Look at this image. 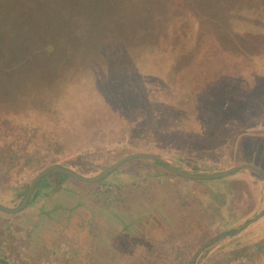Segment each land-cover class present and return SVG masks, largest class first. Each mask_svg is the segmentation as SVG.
Instances as JSON below:
<instances>
[{
  "label": "rangeland",
  "instance_id": "obj_1",
  "mask_svg": "<svg viewBox=\"0 0 264 264\" xmlns=\"http://www.w3.org/2000/svg\"><path fill=\"white\" fill-rule=\"evenodd\" d=\"M118 1L112 0L114 8ZM120 1L125 10L127 3L141 1L148 5L153 0ZM167 1H175L182 21L187 18L191 23L177 26L183 34L176 47L185 55H178L176 61L181 67L189 66L181 70L183 79L171 76L173 58L158 64L151 59L138 64L136 71L120 60L102 92L106 98L103 101L110 106L101 99L93 114L75 108L74 113H59L62 120L57 123L52 121L55 115L51 109L42 110L37 90L27 96L32 90L27 83L13 82L8 73L4 75L11 61L9 56H2L15 48L4 44L6 31L15 23L7 25L3 21L9 2L0 0V97L9 105L0 106V113L16 123L41 128L33 137L20 135L15 142L25 148L28 160L19 157L8 163L5 157L0 161L2 206L18 207L33 179L52 165L69 166L82 177L93 178L123 157L141 152L158 154L170 165L192 174L209 176L242 165L264 172V127L246 114L254 110L256 121L264 123V71L257 73L246 59L228 48L224 52L221 46H207L205 56L198 57L200 62L191 63L199 52L195 49L198 30L210 32L212 27L203 26L204 22L224 20L230 11L224 6L228 0ZM43 2L45 7L50 5V16L55 18L72 13L85 18L88 13V0ZM261 2L240 0L241 7L245 5L241 12L248 13L247 4L258 6ZM33 5L32 10H37L36 0ZM22 7L26 9L24 4ZM111 11L101 0L97 14ZM32 21L29 26L37 32L41 26L38 23L36 27L35 16ZM18 25L24 28L28 24ZM9 35L22 41L18 35ZM214 39L209 38V45ZM64 45L71 47L73 42L68 40ZM218 62L225 66L238 62L240 66L218 70L208 67ZM190 72H203V81L200 75L186 79ZM182 80L188 85L197 81V88L213 80L208 92L200 97L205 103L203 110V103L200 109L194 106V98L177 107L178 100L167 95L166 89L173 88L181 94L185 86L178 84ZM240 80L247 81L242 84ZM236 91L243 92L244 98L238 99L227 120L216 122L220 104ZM76 93L80 94L79 90ZM146 93L151 95L150 102L142 99ZM74 97L73 92L66 99L73 101ZM49 102L52 109L60 111L70 104H54L50 97L43 103ZM161 111L164 118L155 121ZM197 117L207 122L211 138L200 137L203 130ZM178 124L188 132L178 134L174 130ZM250 125L253 128L246 130ZM0 126H5L4 122ZM244 131V144L237 146L235 138ZM59 181L48 176L39 195L20 213L0 211V264H264V180L251 169L222 179L195 181L175 175L159 162L135 160L101 183L74 178L61 184ZM253 220L237 236L224 238L197 255L213 239Z\"/></svg>",
  "mask_w": 264,
  "mask_h": 264
},
{
  "label": "trees",
  "instance_id": "obj_2",
  "mask_svg": "<svg viewBox=\"0 0 264 264\" xmlns=\"http://www.w3.org/2000/svg\"><path fill=\"white\" fill-rule=\"evenodd\" d=\"M6 1L9 2L7 6L8 12L3 21L7 25L15 24L10 26L9 30L6 31L8 35L4 44L15 48H13L12 52L9 50L2 56L4 58L9 56L8 60L11 61L8 63L10 67L4 75L8 73L9 78L13 79V82L17 79L21 84L27 83L26 86L32 89L27 96L36 93V91H33L34 89L37 90V96H39L38 102L42 106V110L51 109L50 113L55 115L52 121H57V123L62 120L60 117L58 118L59 113H67L66 111L74 113L75 111L72 110L75 108L85 110L87 115L93 114L99 101L106 99L102 92L106 89V82L114 76L116 64L120 60L122 63H128L136 71L138 64L147 63L151 59L158 64L159 62H165L173 58L170 60L172 65L171 76L176 80L180 76L183 79L181 70L185 69V67L189 68L188 65L185 66L186 63L183 64L185 67H181L176 61L178 55H185L184 52H179L176 47L181 44L180 35L183 34L182 30L178 29L177 26L179 23H191L187 22V18H183L182 21V18L178 15L179 6H176L177 3L175 1L153 0L148 5H144L143 2L138 1L134 4L127 3L124 10L120 0L118 1V7L115 8L113 7L112 0H102L103 4L107 5V8L112 11L98 15L97 10L100 8L101 0H88V13L85 18L75 15V13L69 14L66 17H51V7L50 5L45 7L47 4L43 0H36L38 8L35 11L32 10L35 0ZM231 2L229 0L225 1L224 6L227 5L231 13L228 11L224 15V20H220L219 22L210 21V23L204 22L202 24L203 26L212 27L210 32L208 30L201 32V28L198 30V42L195 45V49L199 50L197 53L199 55L196 54L191 63H196V60L200 62L201 58L198 57L205 56L204 50L207 49V46L212 47V49L221 46L224 52L228 48L237 57L240 55L242 59H246V62L250 66H254L257 73H261L264 71V0L258 6V3L252 6L247 4L246 12L248 11V13L241 12L245 5L241 7L239 4L240 0H233ZM23 4L26 6V9H23ZM120 13H124V15H118ZM34 16L37 18L35 25L37 27L39 23L41 31L37 29L36 32L34 28L30 27L32 25L29 26L33 22L32 18ZM18 24L23 26L25 24L28 25L22 28ZM9 34H12L14 37L20 36L22 41L19 42ZM209 38H215L214 41H210V45ZM68 40H72L73 46L67 47L64 45V42L66 43ZM18 49L19 52H17ZM20 51L24 54L21 55ZM220 63H210L208 67H214L218 70L240 66L238 62H232L234 64L232 66H229V64L225 66L222 62ZM202 73L196 72L191 74L190 72L189 77L186 79L192 80L193 77L196 75L201 76ZM14 74L20 75L14 77ZM210 77L209 75L205 79H209ZM201 78L200 80L203 81L202 76ZM240 81L243 84L247 80ZM212 83L213 80L204 84L202 83V88H197V81L191 82L188 85L185 80H182L180 84L177 83L179 87L185 86V89L180 88L181 94H177L178 89L173 87V89H166V93L172 100L175 101V98L178 100L176 102L177 107L184 106V103H181L182 101L189 102L194 98V106L198 105L197 107L200 109L199 106L204 101L200 97L208 92V87ZM76 90H79L80 94H77ZM195 90L199 92H195ZM73 92L75 100L74 98L73 101L67 100ZM242 93L236 91L224 98L217 112L216 122L227 120L230 113L237 107L238 99L244 98ZM49 97L50 100H53L54 104L61 105L64 102H69L70 104L66 105L65 111L54 110L51 108L50 102L48 104L43 103ZM116 97V99L120 98V96ZM207 97H210V95L205 96L204 99ZM142 99L144 102H150L152 98L150 94L146 93ZM103 102L110 106L109 102ZM0 106L8 108L9 105L0 97ZM201 106L203 110L205 103ZM194 111L197 112L196 109ZM253 112L254 110L251 109L247 113L245 112L247 118L251 119L254 123L256 122L257 125L261 124L259 127H264L263 121L262 123L258 122L253 117ZM63 116L67 117L66 114ZM163 118L164 114L161 111L156 116L155 121L162 120ZM0 120L5 125L0 126V161L4 160L5 157L8 159V163L13 162L19 157H23L25 161L28 160L25 148L21 149L15 142L20 135L23 137L29 134L30 137H33L38 131H41V128H35L34 125L31 127L28 124H19V122L16 123L15 120L4 116V114L1 116V113ZM196 120H198V126L203 130L200 137L203 139L211 138L207 122L201 120L199 117ZM4 127L8 129L5 130ZM252 128L253 126L250 125L246 130ZM256 129L257 126H254V131ZM174 130L178 134L188 132H185L184 127L179 126V124ZM245 132H242L235 138L237 146L244 144L243 135ZM61 167L71 170L69 166L63 165ZM48 176L59 178L58 184L71 178L61 174H50ZM48 176L38 184L30 204L39 195L42 185ZM241 230L237 229L229 234L237 236Z\"/></svg>",
  "mask_w": 264,
  "mask_h": 264
},
{
  "label": "water",
  "instance_id": "obj_3",
  "mask_svg": "<svg viewBox=\"0 0 264 264\" xmlns=\"http://www.w3.org/2000/svg\"><path fill=\"white\" fill-rule=\"evenodd\" d=\"M135 160H150V161L159 162L161 165H163L166 169H168L170 172L174 173L175 175H177L179 177L186 178V179L195 180V181H203V180L206 181V180H216V179L226 178V177L232 175L233 173H236V172H238L242 169H246V168L257 172L264 180V172H262L258 167H254L252 165H242L240 167H237V168H234V169H231L228 171H224V172L219 173V174L206 176V175H200V174H192V173L177 169L175 166L170 165L167 160L163 159L158 154L141 152V153H135V154H131V155H127V156L123 157L118 162H116L115 164L110 166L108 169L104 170L99 175H97L93 178H84L81 175H79L78 173H76L70 169L61 167L59 165H52L50 167H47L46 169L41 171L33 179L29 190L27 191L25 197L23 198V200L21 201V203L18 207H16L15 209H8V208H6L0 204V211L6 212L9 214H18L21 211L25 210L29 206L30 201H31L36 189H37L38 184L45 177H47L50 174H61V175H65V176L74 178L78 181L86 182V183H101L102 181L107 179L109 176H111L112 174L117 172L119 169H121L124 165H126L127 163H130L132 161H135ZM254 222H255L254 220L247 222L243 227L240 228V229H242L241 232L243 230H245L250 224H252ZM232 232L233 231L227 232V233L220 235L219 237L213 239L211 242H209L207 245H205L202 249H200L199 252L197 253V255H200L206 248L212 246L214 243H216V242H218L224 238L231 237L232 235L229 233H232Z\"/></svg>",
  "mask_w": 264,
  "mask_h": 264
},
{
  "label": "crops",
  "instance_id": "obj_4",
  "mask_svg": "<svg viewBox=\"0 0 264 264\" xmlns=\"http://www.w3.org/2000/svg\"><path fill=\"white\" fill-rule=\"evenodd\" d=\"M15 1V0H14Z\"/></svg>",
  "mask_w": 264,
  "mask_h": 264
}]
</instances>
